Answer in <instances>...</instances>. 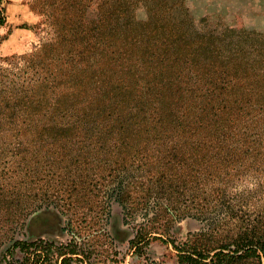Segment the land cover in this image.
Segmentation results:
<instances>
[{
  "label": "trees",
  "instance_id": "16d2710c",
  "mask_svg": "<svg viewBox=\"0 0 264 264\" xmlns=\"http://www.w3.org/2000/svg\"><path fill=\"white\" fill-rule=\"evenodd\" d=\"M60 1L47 16L51 39L0 57V153L13 148L16 158L28 135L70 143L78 132L118 146L123 166L144 159L146 168L139 197L118 187L113 198L124 204V224L139 213L153 214L149 223L162 214L166 223L209 220L200 239L173 246L180 263L264 264V32L196 19L186 0ZM199 149L223 188L216 202L203 193L196 208L199 194L185 191L198 179L188 168ZM13 173L19 178L3 166L0 180ZM20 198L18 189L0 195L6 223L23 226L27 214L9 210ZM146 226L147 245L169 239L164 228L166 240L151 238ZM11 246L23 258L7 264H69L76 255L40 239Z\"/></svg>",
  "mask_w": 264,
  "mask_h": 264
},
{
  "label": "rangeland",
  "instance_id": "374dc122",
  "mask_svg": "<svg viewBox=\"0 0 264 264\" xmlns=\"http://www.w3.org/2000/svg\"><path fill=\"white\" fill-rule=\"evenodd\" d=\"M98 1L82 0V3ZM0 4L6 16V24L0 29L1 58L30 53L52 38L49 24L53 19L47 16L59 8L60 0H0ZM186 4L196 19L211 14L222 17L225 22L264 32V0H186ZM91 8L88 15H92ZM136 16L138 20L146 17L141 9ZM59 140L53 142L48 136L28 135L25 150L20 154L16 151V158L11 157L13 148L0 153V171L6 166L20 172V179L13 173L0 180V195L18 189L22 201L9 210L16 211L17 215L27 214L20 226L6 223L7 215L0 213V228L3 227L0 233L5 234V237L0 235V264H7L11 259L21 262L23 254L18 248H11L15 241L38 239L65 248L63 252L74 250L76 255L71 256L73 259L69 264H192L180 263L173 246L200 239V234L207 231L209 220L187 218L166 223V216L162 214L149 223L153 214L144 221L139 213L133 225L124 224V204L113 198L118 187L121 193L131 188L136 198L141 195L146 174L142 165L144 159L136 160L133 165L126 162L123 166L120 158L124 156V150L119 147L118 152V146L113 144L102 146L103 141L82 132L72 137L70 143ZM203 154L204 150L199 149L197 162L188 168L197 172L198 179H189L191 182L186 183V195L195 192L200 196L193 201L196 208L202 202L203 193L216 202L217 194L223 188L220 184L223 178H218L213 169L210 172L209 164L201 160ZM104 156L108 157L106 161ZM24 168L31 169L29 175H24ZM223 213L225 209L221 215ZM141 223H146L151 238L164 240L166 237L160 235L164 228L169 239L166 243L151 240L147 245L141 240L144 234ZM217 251H211L210 255ZM58 261L59 258L57 264Z\"/></svg>",
  "mask_w": 264,
  "mask_h": 264
},
{
  "label": "water",
  "instance_id": "95a60500",
  "mask_svg": "<svg viewBox=\"0 0 264 264\" xmlns=\"http://www.w3.org/2000/svg\"><path fill=\"white\" fill-rule=\"evenodd\" d=\"M11 245V244H10Z\"/></svg>",
  "mask_w": 264,
  "mask_h": 264
}]
</instances>
